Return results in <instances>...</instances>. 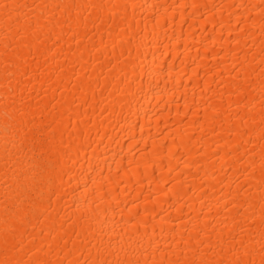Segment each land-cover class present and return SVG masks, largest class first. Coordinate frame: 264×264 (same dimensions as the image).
Segmentation results:
<instances>
[{"label":"bare ground","instance_id":"1","mask_svg":"<svg viewBox=\"0 0 264 264\" xmlns=\"http://www.w3.org/2000/svg\"><path fill=\"white\" fill-rule=\"evenodd\" d=\"M0 264H264V0H0Z\"/></svg>","mask_w":264,"mask_h":264}]
</instances>
